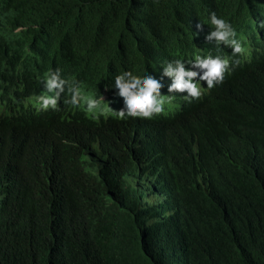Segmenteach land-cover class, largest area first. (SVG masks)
Wrapping results in <instances>:
<instances>
[{"label": "trees", "instance_id": "obj_1", "mask_svg": "<svg viewBox=\"0 0 264 264\" xmlns=\"http://www.w3.org/2000/svg\"><path fill=\"white\" fill-rule=\"evenodd\" d=\"M209 55L222 81L169 93L167 63L199 80ZM56 68L100 108H41ZM125 71L161 79L163 111L119 114ZM0 264H264V0H0Z\"/></svg>", "mask_w": 264, "mask_h": 264}, {"label": "clouds", "instance_id": "obj_2", "mask_svg": "<svg viewBox=\"0 0 264 264\" xmlns=\"http://www.w3.org/2000/svg\"><path fill=\"white\" fill-rule=\"evenodd\" d=\"M211 25L215 27L209 33L208 38H215L217 44H227L232 47L233 52L243 53L244 48L237 37V31L232 23L221 17L217 16L215 12L211 14ZM202 27V24L198 25ZM195 63L201 67L206 68L203 76L199 80H193V77L198 75V70L186 68L183 59L177 58L174 62L167 63L164 71L168 75L174 76V82L169 86V93H175L174 90L188 89V97H199L202 95L200 81L207 80V87H213L217 82L223 80L225 72L229 70L230 61L227 57L222 56H196ZM62 69L56 68L51 74L42 81L45 84V89L49 95H42L40 97V107L47 109L49 107L55 109L58 101L61 99L62 93H71L70 99H66L65 103L71 105H80L82 102L86 103L89 111L100 108L105 97H95L86 94L78 83L68 80L61 75ZM162 81L154 75L146 74L143 77L134 75L132 72L125 71L115 77V82L111 87L119 89V95L124 97L126 107L119 110V114L123 117L128 116H143L150 117L154 113H159L164 110L165 103L171 101V95H164L161 92ZM105 110L107 105H105ZM146 177V176H145ZM128 178V176H127ZM143 178V177H141ZM134 182L137 184H145L149 182V178L138 179L133 177ZM148 188L146 187V190ZM157 195L150 198L151 202L160 203L166 199L156 201Z\"/></svg>", "mask_w": 264, "mask_h": 264}, {"label": "rangeland", "instance_id": "obj_3", "mask_svg": "<svg viewBox=\"0 0 264 264\" xmlns=\"http://www.w3.org/2000/svg\"><path fill=\"white\" fill-rule=\"evenodd\" d=\"M103 159H105V157L103 158ZM133 177H135V178H137L138 179V177L137 176H135L134 174H129L128 175V179L134 184V185H138L137 184V182H134L133 181ZM146 178H149V184H153L154 183V179L153 178H150V177H143V178H139V179H141V180H143V179H146ZM140 186H142V185H140ZM163 199H165V195H162V194H160V195H158L157 196V200L156 201H160V200H163Z\"/></svg>", "mask_w": 264, "mask_h": 264}, {"label": "bare ground", "instance_id": "obj_4", "mask_svg": "<svg viewBox=\"0 0 264 264\" xmlns=\"http://www.w3.org/2000/svg\"><path fill=\"white\" fill-rule=\"evenodd\" d=\"M106 46V45H105ZM113 49V48H112ZM1 51H3V50H1ZM107 51V50H106ZM8 53V52H7ZM237 64V63H236Z\"/></svg>", "mask_w": 264, "mask_h": 264}]
</instances>
